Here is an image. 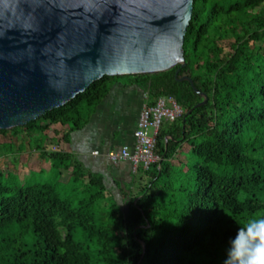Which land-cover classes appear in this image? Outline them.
<instances>
[{
	"label": "trees",
	"instance_id": "trees-1",
	"mask_svg": "<svg viewBox=\"0 0 264 264\" xmlns=\"http://www.w3.org/2000/svg\"><path fill=\"white\" fill-rule=\"evenodd\" d=\"M183 48L184 66L124 75L148 103L171 96L183 114L162 122L160 159L138 166L147 180L121 189L120 199L102 175L41 138L55 125L61 130L53 133L68 141L119 76H103L23 126L0 129L9 135L0 157L24 152L22 130L57 176L23 182L0 168V264H223L237 227L264 215V0H193ZM176 76H189L201 94ZM70 169V187L60 188L61 171Z\"/></svg>",
	"mask_w": 264,
	"mask_h": 264
},
{
	"label": "water",
	"instance_id": "water-1",
	"mask_svg": "<svg viewBox=\"0 0 264 264\" xmlns=\"http://www.w3.org/2000/svg\"><path fill=\"white\" fill-rule=\"evenodd\" d=\"M192 11L193 0H0V129L35 120L103 76L184 66ZM176 78L201 94L189 76Z\"/></svg>",
	"mask_w": 264,
	"mask_h": 264
},
{
	"label": "crops",
	"instance_id": "crops-1",
	"mask_svg": "<svg viewBox=\"0 0 264 264\" xmlns=\"http://www.w3.org/2000/svg\"><path fill=\"white\" fill-rule=\"evenodd\" d=\"M149 101L147 93L133 78L130 77L126 81L116 80L92 113L88 123L71 132L68 141L60 139L61 133H53V129L61 130L55 125L41 138L48 136L50 147L56 146L70 153L85 169L102 175L107 189L120 199L121 189L130 187L135 190L140 182L144 183L147 179L141 178L128 160L113 163L107 153L118 150L123 145H134V130L140 111ZM63 130L66 128L63 127ZM34 153L36 160H41L43 166L47 165L46 169L49 170L47 158L42 157L36 150ZM42 167L39 170H42ZM71 178V169L61 171L60 180L68 183Z\"/></svg>",
	"mask_w": 264,
	"mask_h": 264
},
{
	"label": "built area",
	"instance_id": "built-area-1",
	"mask_svg": "<svg viewBox=\"0 0 264 264\" xmlns=\"http://www.w3.org/2000/svg\"><path fill=\"white\" fill-rule=\"evenodd\" d=\"M182 114L183 109L171 96H159L154 102L144 104L134 130V145H123L118 150H111L107 157L113 163L128 160L135 171L138 166L148 169L160 159L155 152V145L162 122L173 121Z\"/></svg>",
	"mask_w": 264,
	"mask_h": 264
},
{
	"label": "clouds",
	"instance_id": "clouds-1",
	"mask_svg": "<svg viewBox=\"0 0 264 264\" xmlns=\"http://www.w3.org/2000/svg\"><path fill=\"white\" fill-rule=\"evenodd\" d=\"M223 264H264V215L237 227L229 238Z\"/></svg>",
	"mask_w": 264,
	"mask_h": 264
},
{
	"label": "rangeland",
	"instance_id": "rangeland-1",
	"mask_svg": "<svg viewBox=\"0 0 264 264\" xmlns=\"http://www.w3.org/2000/svg\"><path fill=\"white\" fill-rule=\"evenodd\" d=\"M227 50V49H226ZM130 77L129 76H119L115 79L119 80V81H126L128 80ZM21 139L23 138L24 142H25V150L23 153H20L19 155H17V159L14 160L15 157H11V156H1L0 157V168L7 172L10 171L13 174H15L20 180H23V182L29 181L32 183H38V182H51L54 181L57 177L55 176V173H51L47 167V165L42 164L41 160H36L35 158V153L33 149H31L28 144H27V137L25 135V133H22L21 130ZM9 140V135H3L0 134V143L8 141ZM19 141V140H18ZM16 140V143L18 142ZM48 145H51V143L49 141H47ZM51 149L54 148L50 147ZM187 149V147H186ZM189 152H184L182 153L183 156L188 157ZM32 157V160H31ZM184 157H180L179 159H183L185 160ZM35 159V160H34ZM29 162L28 164L25 163ZM175 164H177V161H174ZM43 166V167H42ZM42 167V170H39ZM59 180H60V176H59ZM59 187H70V184H68L67 182H64L62 180L59 181ZM65 190H67L65 188Z\"/></svg>",
	"mask_w": 264,
	"mask_h": 264
}]
</instances>
